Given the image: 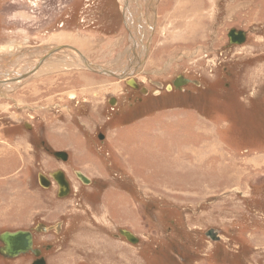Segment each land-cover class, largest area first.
Here are the masks:
<instances>
[{
  "label": "rangeland",
  "instance_id": "1",
  "mask_svg": "<svg viewBox=\"0 0 264 264\" xmlns=\"http://www.w3.org/2000/svg\"><path fill=\"white\" fill-rule=\"evenodd\" d=\"M138 1L129 3L133 18L152 26L141 48L120 0H0V79L30 68L65 30L68 45L82 39L90 62L115 74L128 53L138 54L131 76L144 88L138 94L110 73L88 70L72 49L1 82L0 232L57 225L34 230L45 264H264V0H180L187 9L200 3L194 30L171 13L175 0ZM101 13L123 24V34L81 37ZM231 28L245 32L241 44L229 43ZM84 71L103 89L85 94L74 73ZM178 75L198 84L175 88ZM162 112L177 119L173 129L182 127L154 129L151 116ZM191 120L194 137L183 131ZM59 150L67 160L54 156ZM54 170L69 182L65 197L52 181L39 185L38 173ZM210 228L217 240L205 236ZM19 257L0 264L31 263V255Z\"/></svg>",
  "mask_w": 264,
  "mask_h": 264
},
{
  "label": "water",
  "instance_id": "2",
  "mask_svg": "<svg viewBox=\"0 0 264 264\" xmlns=\"http://www.w3.org/2000/svg\"><path fill=\"white\" fill-rule=\"evenodd\" d=\"M229 43H235V44H241L245 40V32L242 30H236L235 28L229 29L227 33ZM73 51L77 52L85 61L86 67L88 70H91L93 72H100V73H110L114 76H116L118 79H122L127 86L130 88L137 89L139 86L136 83L135 79L131 76V72L136 70V68L140 65L141 61L139 59L138 63L131 66L126 64V66L119 71V74H115L110 72L107 69H103L98 65H95L88 60L86 61L82 56V54L79 52L78 49L74 47H70ZM35 70V69H34ZM32 72H28L27 74L20 75L18 78L11 79L12 81H15L16 79H21ZM10 79H7V81H10ZM191 82L193 84H198L194 80H190L187 78H184L181 75L176 76V78L173 80V86L175 88H180L183 84ZM172 85L167 84L165 86L166 90H171ZM144 90V88H142ZM142 92V91H141ZM114 99H111L110 103H113ZM99 139H102L103 136L101 134L98 135ZM54 156L62 161L67 160V153L64 151H55L53 152ZM75 176L84 184H89L90 179L85 176L81 171H75ZM37 179L39 182V185L42 187H48L52 182H54L57 186V196L58 197H65L68 195L70 191V185L68 180L66 179L63 171L61 170H54L52 173H48V177L42 173H38ZM35 231L38 232H47L49 230H56L57 231V225H45L43 223H38L34 227ZM118 234L123 236L128 242L130 243H136L138 238L129 230L126 229H119ZM205 236L209 237L211 240H217V232L210 228L205 232ZM0 242L2 245L0 246V255L6 258H14L18 256L19 254L26 253L27 251H31L34 256L37 258L31 262V264H45V260L43 257H38L40 254V250L37 248H32V234L29 230H22V229H16V230H4L0 233Z\"/></svg>",
  "mask_w": 264,
  "mask_h": 264
},
{
  "label": "bare ground",
  "instance_id": "3",
  "mask_svg": "<svg viewBox=\"0 0 264 264\" xmlns=\"http://www.w3.org/2000/svg\"><path fill=\"white\" fill-rule=\"evenodd\" d=\"M123 2V4H122V6H123V10H122V12H123V14H124V16H125V19L127 20V22L129 23V24H132V26H133V28H134V26H136V29H137V31H139V33H140V37H137L138 35H133V33L131 32V35H132V37H133V39H135V41L137 42L136 44H139V47L141 48L145 43H144V41H145V39L147 38V34H148V32H149V29L152 31V26L150 25V23L149 24H147L146 22L147 21H144L143 20V17L140 15V16H136L135 15V13H134V16L137 18H133V13L132 12H134V10L132 9V7L131 6H129V3L131 2V1H133V3L134 4H138L139 5V7H141V3L138 1V0H120V2ZM149 1V0H148ZM180 0H175V5H174V7H173V12H171L172 14L173 13H175L176 14V16L177 17H179L181 14V18L183 19V27H186L187 25H191L192 26V29L194 30V27H195V29H197V28H200L201 26H198L197 25V23H198V19H199V17H200V13H199V8H198V6H200V3L199 2H197V3H192L191 5H190V8L189 9H187L186 7L187 6H189L188 4H186L185 2L183 3V2H179ZM151 2H152V0L150 1V3L149 4H151ZM122 8V7H121ZM141 9V8H140ZM142 10V9H141ZM132 13V14H131ZM171 16V15H170ZM167 17H169V16H167ZM173 17V16H172ZM138 19H141L142 20V22L140 21V20H138ZM176 19V18H175ZM131 20L135 23H137V24H134V23H132L131 22ZM199 24V23H198ZM196 25V26H195ZM138 26V27H137ZM96 28V27H95ZM189 28V27H188ZM191 28V27H190ZM151 33V32H150ZM179 33V36L180 35H182V31H180V32H178ZM183 34H185V32L183 33ZM186 36V35H185ZM58 39H62V38H64V39H62V42H60L59 43V45H57V46H50L49 47V49H47V48H44L43 49V52H41V53H43L42 55H40V56H38L37 58L38 59H36L35 61H34V63L30 66V68H28L26 71H24V72H18L17 74H16V76L15 77H11V79H15V78H18L20 75H23V74H27L28 72H32L33 73V71H36V69L40 66V64L43 62V60H45L46 59V57H48V56H50L52 53H55V52H57V51H61V50H63V49H70V47H73V46H71V45H68V43H67V41L65 42V40H66V34L65 33H63V34H61L59 37L58 36H56ZM143 37H144V39H143ZM177 37V36H176ZM187 37V36H186ZM81 41V40H80ZM86 41V40H85ZM51 42V41H50ZM85 47V45L84 44H82V47ZM137 46V45H136ZM45 47V46H44ZM47 47V46H46ZM137 48V47H136ZM135 48V49H136ZM139 49V48H138ZM20 50H22V49H20ZM71 50V49H70ZM19 51V50H18ZM37 51H40V49H36L35 50V52H37ZM76 55H77V57H78V59H80V62H81V64L84 66V67H86V64H85V61L82 59V58H80V56H79V54L77 53V52H75V51H73ZM83 56V58L87 61H89L90 62V60L81 52V51H79ZM135 52V51H134ZM142 53H143V51H141ZM14 53V52H13ZM23 53V52H22ZM39 53V52H38ZM37 53V54H38ZM137 53V52H136ZM142 53H139V54H142ZM3 54V53H2ZM27 54V53H26ZM26 54H24V55H22L21 56V58H19V59H21V60H23V58L24 57H27L26 56ZM31 55V54H30ZM34 56V55H33ZM51 57V56H50ZM70 58V57H69ZM48 59H50V58H48ZM69 59H67V61H68ZM73 60V59H72ZM15 61V60H14ZM52 61V60H51ZM75 61H77L78 62V60H75ZM142 61V60H141ZM64 62V61H63ZM16 63V62H15ZM21 63V62H20ZM32 63V62H31ZM50 63V62H49ZM48 63V65H47V67L46 68H50V66L52 67L53 66V63H50L49 64ZM19 64V63H18ZM46 64V63H45ZM60 64V63H59ZM78 64V63H77ZM132 64V63H131ZM143 64V63H142ZM98 65V64H97ZM133 65H135V64H133ZM55 67V66H54ZM73 67V66H72ZM3 68V67H2ZM42 68H43V66H42ZM56 68V67H55ZM59 68V67H58ZM87 68V67H86ZM7 69V68H6ZM35 69V70H34ZM51 69V68H50ZM60 69V68H59ZM117 69V68H116ZM7 71H10L11 72V70H7ZM18 71V70H17ZM40 71H42V70H40ZM47 72V71H46ZM2 73H3V75H5V72H3L2 71ZM42 73V72H41ZM34 75V74H33ZM1 76V75H0ZM27 76H29V75H27ZM36 76V75H35ZM38 76V75H37ZM2 77V76H1ZM26 77V76H25ZM7 79H10V78H6V79H4V78H1L0 79V83L1 82H5V81H7ZM10 79V81H12ZM172 89V88H171ZM157 94H158V92H156ZM32 94V93H31ZM5 143V142H4ZM2 145H4V144H2ZM9 147V146H8ZM1 148V147H0ZM1 154V153H0ZM2 155V154H1Z\"/></svg>",
  "mask_w": 264,
  "mask_h": 264
},
{
  "label": "crops",
  "instance_id": "4",
  "mask_svg": "<svg viewBox=\"0 0 264 264\" xmlns=\"http://www.w3.org/2000/svg\"><path fill=\"white\" fill-rule=\"evenodd\" d=\"M206 2H207V4H209L210 5V3H211V0H205ZM116 10V9H115ZM116 15H117V18L119 19L120 17H121V14L119 13L120 11H119V7H117V10H116ZM121 12H122V10H121ZM123 14V13H122ZM96 15V14H95ZM124 15V14H123ZM99 16H100V14H99ZM97 17H98V15H97ZM99 19V18H98ZM115 20H116V17H115ZM97 23H98V25H97ZM97 23H96V20H95V22L94 21H92V19L90 20V22H88V25L89 24H95L96 25V29H95V27H88V28H85L84 27V30H83V32H84V34H82V32H80V36L81 37H83V36H85V32L86 31H96L97 30V32L99 31V33L100 34H102V35H104V36H111V37H113V36H117L119 33H121V34H123L122 33V27L124 28V25H122V27L119 25L120 23H119V21H117V22H115V23H111V22H109L108 21V17H104V14L103 13H101V16H100V19L99 20H97ZM99 27V28H98ZM124 30H125V28H124ZM63 32H65V34H66V39L69 37V35L70 36H72V33H70V32H67V31H65V30H62ZM61 34V31H58L57 33H55V35L56 36H58L59 37V35ZM122 35H120V37H121ZM53 39H57V37H55V38H53ZM76 41L78 40L79 42H80V44L81 45H78V43L76 42V44H74L76 47H74L73 45H71V46H73L74 48H78V50L79 49H82V39H79V38H76L75 39ZM81 40V41H80ZM65 42H66V40H65ZM67 42H69V40H67ZM60 43V42H59ZM55 46H57V45H55ZM80 51V50H79ZM127 56H128V58H127ZM127 56H126V58H125V60H126V64H127V62H128V64L129 65H131V66H133V64H137L138 63V61H139V59H140V57H139V55L138 54H131L130 55V53H128L127 54ZM145 59H144V63L146 62V56L144 57ZM125 60H124V63H125ZM132 63V64H131ZM124 65H122L121 66V68H119L118 70L120 71V70H122ZM86 71H84V74L83 75H81L79 72H74V73H76L75 75L78 77V79H80V80H82V82H83V87H81L80 89L81 90H83L84 91V93L85 94H87V93H91V94H93L91 91H93V90H101V89H103V85L102 84H100L101 82H99L97 79H96V76H95V74L93 75V76H90V77H86V73H85ZM0 73H2V71L0 70ZM97 73H100V72H97ZM7 74V73H6ZM91 78H94V80L93 79H91ZM122 80V79H121ZM95 81H97V82H95ZM125 83V82H124ZM85 84V85H84ZM117 87H118V85H116ZM115 86V87H116ZM81 90H80V93H81ZM136 106V105H135ZM162 113H164V112H162ZM162 113H157L158 115H154V116H151V118H152V120H154L155 121V123H154V129H156V127L158 128H160L161 127V131L163 130V132H165V133H167L169 130H175V131H177L178 129H179V127H182L181 126V124H179V123H176V128L175 129H173V124H172V122L174 121V120H177L176 118L175 119H169L168 117H167V114H165L164 113V115L165 116H163L162 115ZM150 117V116H149ZM181 118H187V117H179L178 119H181ZM161 120V121H160ZM190 123H192V120L191 121H189L187 124H186V126H183L185 129L183 130V131H185L186 129H189V133H190V135L191 136H197V132L194 130V128H193V126L191 125L190 126ZM145 130V129H144ZM152 134H155L156 136H158L159 137V139H162L163 138V135H161L160 134V132H158V131H156V133H155V130H153V133ZM168 134V133H167ZM173 135V136H172ZM118 136V135H117ZM170 136H172L171 138H175L176 136H177V134H170ZM165 137V136H164ZM169 140V139H168ZM167 141V140H166ZM166 145H167V142H166ZM114 147V146H113ZM115 151V150H114ZM116 162H117V160H116ZM31 264V263H30Z\"/></svg>",
  "mask_w": 264,
  "mask_h": 264
},
{
  "label": "flooded vegetation",
  "instance_id": "5",
  "mask_svg": "<svg viewBox=\"0 0 264 264\" xmlns=\"http://www.w3.org/2000/svg\"><path fill=\"white\" fill-rule=\"evenodd\" d=\"M123 15V14H122ZM100 16H101V14H100ZM100 16L98 17L99 19H100ZM104 17H107L106 15H104ZM124 19V18H123ZM108 21L110 22L111 21V19H109L108 18ZM123 25V24H122ZM173 85V84H172ZM141 85H140V87H138L137 89H133V92H135V93H138V94H142V92L144 91V90H142L141 89ZM143 88V87H142ZM173 90V86H172V89L170 90V91H172ZM142 91V92H141ZM154 93V92H153ZM153 93L151 94V95H153ZM159 94H157V95H155V97H157V96H160V91L158 92ZM144 94V93H143ZM146 95H148V93L147 94H145L144 96H146ZM137 98V97H136ZM159 99V98H158ZM131 100V99H130ZM133 100V99H132ZM137 100H139V101H141L142 99L139 97V98H137ZM133 102H134V100H133ZM128 103V105L129 104H135L136 105V103ZM136 102V101H135ZM134 105V106H135ZM101 140V139H100ZM42 145H44V143L42 142ZM45 146V145H44ZM47 147V146H46ZM47 150H49V148H47ZM66 177V176H65ZM26 230H29L30 232H31V234H32V248H37V249H39L40 250V254L38 255V257H43L44 259H45V256L43 255V251H42V248L40 249V246L37 244V242H36V236H35V234H36V232L34 231V230H31V228H29V229H26ZM4 231V230H3ZM2 232V231H1ZM0 232V233H1ZM49 232V231H48ZM2 245V243L0 242V246ZM31 255V262L33 261V260H35L37 257L36 256H34L33 254H32V252L31 251H27L26 253H23V254H21V255H19V256H30ZM19 256H17V258L19 257ZM0 257L1 258H3V259H5L6 257H3L2 255H0ZM20 258V257H19ZM9 259V258H8ZM12 260H13V258H11ZM15 259V258H14ZM45 261H46V259H45Z\"/></svg>",
  "mask_w": 264,
  "mask_h": 264
}]
</instances>
